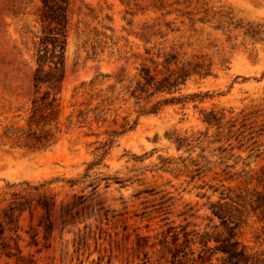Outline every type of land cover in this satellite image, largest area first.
Wrapping results in <instances>:
<instances>
[{"label":"rangeland","instance_id":"1","mask_svg":"<svg viewBox=\"0 0 264 264\" xmlns=\"http://www.w3.org/2000/svg\"><path fill=\"white\" fill-rule=\"evenodd\" d=\"M39 7L0 0V264H15L4 245L36 264H89L101 249L106 264L108 249L203 232L263 252L235 197L262 190L264 0H68L55 90L32 81ZM165 59L184 81L134 92L141 67ZM30 133L44 148L25 147ZM39 197L54 203L50 230Z\"/></svg>","mask_w":264,"mask_h":264},{"label":"trees","instance_id":"2","mask_svg":"<svg viewBox=\"0 0 264 264\" xmlns=\"http://www.w3.org/2000/svg\"><path fill=\"white\" fill-rule=\"evenodd\" d=\"M41 7L37 8L35 12L30 15L34 16V22L40 24L42 37L35 36L37 41L31 40L35 62L37 68L32 74L33 85L36 88L39 84H45L52 90L59 85L62 75L58 72L64 63V52L66 46L67 34V8L68 0H40ZM24 33H28L25 31ZM171 59H165L162 64H154V71L148 67H141L139 70V81L137 89L139 95L148 91L152 92L150 95L156 93H170L171 88L179 84L184 76V68H178L174 64L171 67ZM161 66L162 70L157 68ZM153 72V73H152ZM158 75H163L158 79ZM140 97H137L139 99ZM180 98L166 99L165 103H177ZM156 110V106L153 107ZM210 116V115H209ZM212 118V117H211ZM210 118H206L205 122L210 123ZM32 136V137H30ZM21 136H19L20 138ZM25 147L37 146L42 149L47 141H43L41 137H34V133L26 136ZM257 185L262 186V190L255 192L250 197L245 199L237 198L241 204L232 203L248 209V213L253 214L258 222L262 224L261 228L264 230V173L261 174V179L257 181ZM29 189L28 185L25 184ZM78 206V203L66 204L60 207V215L58 218L65 219L70 217L72 209ZM36 207H39L43 216L40 218L39 224H46L45 230L52 228L51 216L54 209V203L50 198L39 197L36 201ZM222 207L217 206V211L212 210L214 216H219L222 212ZM222 221H227L225 217L220 218ZM2 230H0V235ZM189 237V238H188ZM178 239L175 237L170 243L162 242L160 249H108V256L106 264H111L113 260H118L121 264H264V251L258 252L254 249H247L233 240V235L228 238H221L213 236L206 232L183 234V242L177 244ZM213 242V246L209 244ZM173 248L169 247L170 245ZM198 245L200 249H193L192 247ZM12 249H8L6 245L2 246L1 254L7 259L15 258V264H36L31 258L20 255V251L16 250L15 254L11 253ZM107 249H103L105 253ZM98 257L96 261H90L89 264H99L102 262L104 255H100L101 249H98ZM89 255L87 256V258ZM82 264V261L79 263Z\"/></svg>","mask_w":264,"mask_h":264}]
</instances>
